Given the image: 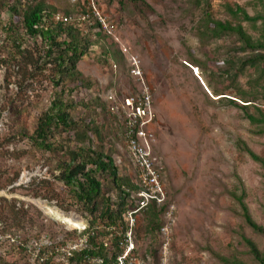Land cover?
<instances>
[{"label":"rangeland","instance_id":"rangeland-1","mask_svg":"<svg viewBox=\"0 0 264 264\" xmlns=\"http://www.w3.org/2000/svg\"><path fill=\"white\" fill-rule=\"evenodd\" d=\"M39 1L62 12L73 8L72 0H0V174L8 179L18 172L15 182L0 189V211L14 202L25 208L28 221V250L18 254L10 249L13 239L1 234L0 217V255L27 264L41 263L40 256L49 264H67L70 251L86 244L88 217L54 177L58 156L16 134L17 127L33 132L60 89L48 69H27L13 48V34L4 29L20 20L10 7ZM101 9L116 45L105 38L91 43L77 64L82 84L68 81L63 87L67 96L75 88L72 95L86 101L88 108L77 106L73 115L97 122L101 138L94 137L95 144L141 187L120 107L137 85L131 57L140 58L153 97L152 150L166 192L160 228L148 225L145 209L130 215L138 190L127 197L126 224L104 227L114 245L120 240L126 248L117 264H259L246 239L264 251V235L247 223L240 199L264 226V165L250 154L264 159V63H250L262 50L247 48L234 32L214 34L207 22L242 24L254 41H264V0H104ZM19 32L23 47H33L35 41ZM57 139L76 145L73 133L59 132ZM103 185L115 203L117 191L107 176Z\"/></svg>","mask_w":264,"mask_h":264},{"label":"trees","instance_id":"trees-1","mask_svg":"<svg viewBox=\"0 0 264 264\" xmlns=\"http://www.w3.org/2000/svg\"><path fill=\"white\" fill-rule=\"evenodd\" d=\"M102 1L104 0H98L100 6ZM130 1L137 2L140 0ZM72 3L73 8L65 12L46 6L40 1L33 5L18 6L15 4L10 7L13 14L20 16V20L16 21L18 24L12 21L4 27L8 36L13 34L15 52L21 56L23 61L26 60L27 69L30 67L31 73L44 68L48 69L54 88L60 89L51 97L48 108L38 117L33 132L29 133L24 128L17 127L16 134L19 137L27 138L32 147L58 156V174L54 177L69 189L78 209L88 217V225L82 231L86 237V244L70 252L71 256L67 264H117V255L122 251L120 240H117L114 245V238L106 236L104 227L113 228L126 224L124 213L127 197L131 195L132 191L140 190L141 187L136 185L130 177L121 175L113 156L105 151L103 145L95 144L94 137L101 138V131L97 122L86 114L82 117H74L73 115V110L77 106L84 105L86 109L88 108L86 101L78 100L76 96L72 95L76 90L75 88H68L69 94L67 96L68 90L63 87V84L65 85L68 81L82 84L81 72L77 69V64L85 56L91 43L104 38L110 46H115L116 42L109 33L101 28L97 21L90 18L87 20L80 18V14H86L88 9L82 0ZM239 11L242 9L239 8ZM58 12L63 13L66 18L57 19L56 14ZM243 17L247 20L251 19L246 11H243ZM207 23V26H210L216 35L234 32L247 48L262 50V53L250 58V63L255 65L259 62L260 66L264 63V41H254L242 24L233 25L228 21H213L211 19ZM19 30L24 31L35 41L33 47H23ZM118 52L121 54L120 51ZM16 65L19 66L18 63H14V66ZM246 106L248 105H243L245 108ZM2 108L4 107L0 106V117ZM250 118L256 120L252 116ZM59 132L73 133L76 136V145L67 146L59 142L57 139ZM250 154L253 159L264 165V159L254 151L250 150ZM15 174L14 177H8V179L0 174V189L8 183L15 182L18 178V172ZM105 176L116 188L118 200L115 203H112L111 198L105 195L103 189ZM46 191L47 195L53 196L54 189L52 187L47 186ZM3 200L7 201L6 199ZM240 201L247 223L255 231L264 235V226L259 225L252 218L248 206L242 199ZM1 209L0 217L3 224L1 234L7 239L12 238L13 247L10 249L22 254L28 250V238L25 236L28 227L25 225L28 222L26 221V210L24 207L16 206L14 202L1 206ZM143 209L147 212L148 225L153 228H160L164 206L159 207L152 200ZM5 215L7 218L10 217L9 222H7L8 219L5 218ZM121 234L125 235V231L122 230ZM106 237L109 238V241ZM246 241L254 258L259 264H264V251H261L251 239H246ZM7 252L11 254L10 251ZM39 252L42 255V252ZM7 254L2 253L0 255V264H27L17 258L10 260ZM39 259H43L39 264L50 263L48 258L40 256Z\"/></svg>","mask_w":264,"mask_h":264},{"label":"built area","instance_id":"built-area-1","mask_svg":"<svg viewBox=\"0 0 264 264\" xmlns=\"http://www.w3.org/2000/svg\"><path fill=\"white\" fill-rule=\"evenodd\" d=\"M79 0H72L78 2ZM88 9L86 14H80L83 19H94L101 28L110 35H113L114 28L111 25L107 15L102 12L98 0H82ZM57 19L66 18L63 13L56 14ZM68 18V17H67ZM71 19V17H69ZM131 74L137 81L136 89L120 104L124 111L125 136L128 149L132 154L133 160L140 171L141 189L138 190L140 200L137 202L136 210L143 209L147 203L154 200L158 206H164L166 203V192L161 181V172L158 167L157 157L153 154L152 142L154 133L149 127L154 118L153 97L150 85L145 79L141 60L137 55L131 57ZM126 235V233H125ZM121 243V241H120ZM76 249V248H75ZM119 254H123L126 248H121ZM74 250V249H73ZM71 252V251H70ZM118 263V255H117Z\"/></svg>","mask_w":264,"mask_h":264}]
</instances>
